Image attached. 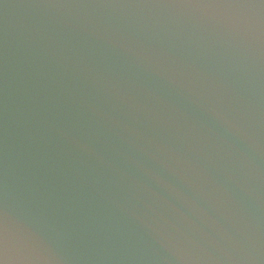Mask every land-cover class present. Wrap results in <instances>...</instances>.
I'll list each match as a JSON object with an SVG mask.
<instances>
[{
  "label": "water",
  "instance_id": "obj_1",
  "mask_svg": "<svg viewBox=\"0 0 264 264\" xmlns=\"http://www.w3.org/2000/svg\"><path fill=\"white\" fill-rule=\"evenodd\" d=\"M0 264H264V0H0Z\"/></svg>",
  "mask_w": 264,
  "mask_h": 264
}]
</instances>
